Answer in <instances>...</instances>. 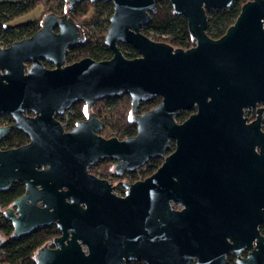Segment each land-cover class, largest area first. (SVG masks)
Wrapping results in <instances>:
<instances>
[{"label":"water","instance_id":"obj_1","mask_svg":"<svg viewBox=\"0 0 264 264\" xmlns=\"http://www.w3.org/2000/svg\"><path fill=\"white\" fill-rule=\"evenodd\" d=\"M81 1L66 0L69 7ZM88 1L112 4L104 37L109 60L65 65L67 50L83 39L68 7L61 17L45 12L35 34L0 48V114L14 121L0 128V139L11 129L29 139L0 150V193L16 182L25 186L3 211L12 237L55 225L59 236L35 252V264H224L229 253L238 256L236 264H264L258 231L264 220V106L257 107L264 104V0L243 4L217 40L206 34V12L237 0H168L194 41L186 51L141 33L158 0ZM119 44L138 57L126 59ZM124 95L136 127L131 138H103L93 113L67 133L53 119L76 103L91 108ZM157 97L156 107L138 113L140 104ZM192 109L185 121H175L176 113ZM248 110L255 119L246 124ZM171 141L175 151L165 156ZM155 158L163 159L159 168L123 184L124 197L88 174L103 160L114 161L120 175ZM244 246L250 250L245 259L239 257Z\"/></svg>","mask_w":264,"mask_h":264},{"label":"trees","instance_id":"obj_2","mask_svg":"<svg viewBox=\"0 0 264 264\" xmlns=\"http://www.w3.org/2000/svg\"><path fill=\"white\" fill-rule=\"evenodd\" d=\"M38 5H42L47 14L55 16L65 15L68 7L70 18L77 24L90 21L94 28V34L83 38L80 43L69 49L68 62L75 63L85 58L96 62L106 61L112 57V53L104 46V37L109 26V17L113 13L111 2L99 1L90 3L83 0L72 7L67 5L66 0H20L18 2L0 3V48H7L12 43L21 41L35 34L41 26V22H30L21 25L9 24L15 19L31 12ZM241 1L234 2L231 7L225 10H212L206 12L207 27L206 34L213 40L220 39L226 30L236 20L241 6ZM91 9V10H89ZM89 16L85 21H78L79 17ZM102 25V26H101ZM85 33V31H84ZM141 33L157 43H164L173 49L189 50L194 46V41L187 30L186 20L182 16L175 15L168 0H158L156 9L151 14L150 23L141 29ZM119 49L126 59H135L137 52L129 45L119 44ZM160 98L151 99L140 104L138 113H145L160 103ZM84 105L77 103L70 111L69 125H73L84 117ZM94 112L103 123L100 135L105 138H117L124 140L136 134V127L130 123V99L124 95L122 98L100 100L94 105ZM194 112V109L180 111L175 115V121L182 123ZM253 118V116H252ZM264 131V120L262 121ZM25 143V137L18 131L11 135L0 145L2 150L18 148ZM162 159L155 158L148 161V165L142 174L151 175L161 165ZM113 165L111 161L101 162L99 172L108 173ZM97 171V169L95 170ZM141 175V174H139ZM138 174H129V181L137 180ZM23 194V187L19 183L13 184L6 192L0 193V208L9 207L16 199ZM263 233L264 227L261 226ZM0 233L5 241L0 247V264H35L33 257L35 252L59 236L56 227H44L22 238H13L12 225L9 221L0 222ZM127 264H145L143 261H134Z\"/></svg>","mask_w":264,"mask_h":264},{"label":"flooded vegetation","instance_id":"obj_3","mask_svg":"<svg viewBox=\"0 0 264 264\" xmlns=\"http://www.w3.org/2000/svg\"><path fill=\"white\" fill-rule=\"evenodd\" d=\"M238 1H241L243 4H245L248 0H237V1H233L232 4H233L234 2H238ZM232 4L230 5V7L232 6ZM227 9H228V8H227ZM223 10H225V9H223ZM66 16H67V15H66ZM60 17H61V16H60ZM67 17H68V16H67ZM68 18H70V17H68ZM70 19H71V18H70ZM71 20H72V19H71ZM72 22H73L74 24H76L73 20H72ZM76 25H77V24H76ZM77 26L81 29V31H82V33H83V38H84V37H85V33H84L83 26H82V25H77ZM54 32L56 33L57 30L55 29ZM78 44H79V43H78ZM78 44H77V45H78ZM77 45H76V46H77ZM74 47H75V46H74ZM68 52H69V49L67 50V53H68ZM67 53H66V55H65V61H66ZM40 62H41L42 66H43L45 69H47V70H53V69H54V66H53L52 64L48 63V62L45 61V60H41ZM71 64H72V63H71ZM65 65H67V64H65ZM68 65H70V63H69ZM79 103H82V102H79ZM95 103H96V102H95ZM95 103L93 104V106H92L91 108H87L86 105H85L84 103H82V104L84 105V108H85V109H84V117H83L82 120L78 121L77 123H75V124H73V125H71V126L69 125V122H68V121H69V115H70V111H71V109L74 107L75 104H74L70 109L65 110L61 115L54 114V115H53V119H54L57 123H59V125L61 126L63 132H64V133H67V132L73 130L79 122H83V121L87 120L89 114H91V113L95 114V112H94V105H95ZM76 104H77V103H76ZM194 113H195V110H194V112H193L192 114H194ZM192 114H190V115H192ZM95 115H96V114H95ZM26 116L29 117V118H30V117H34V115H33L32 113H27ZM96 116H97V115H96ZM244 116H245V115H244ZM245 117H246V119H247L246 124H249L250 122H252V121L255 119V115H254L253 118H252L251 116H250V117H249V116H245ZM97 118L99 119L98 116H97ZM187 118H188V117H187ZM99 120H100V119H99ZM185 120H186V119H185ZM100 121H101V120H100ZM101 122H102V121H101ZM13 124H14V121H13V119H12L9 115H7V114H0V128H8V127L12 126ZM102 124H103V123H102ZM13 131H18V132H20L21 134L24 135V137H25V143H24L23 145H26V144L29 143V139H28V137H27L24 133H22V132L19 131V130L11 129V130H9V131H8V132H7V133H6V134L0 139V145H1V144H2V143H3V142H4V141H5V140L11 135V133H12ZM23 145H21V146H23ZM169 145H170V147H169V149H168L167 156L173 154L174 151H175V142H174V141H171V142L169 143ZM21 146H20V147H21ZM13 149H15V148H13ZM0 150H2V149L0 148ZM105 161H108V162L111 161V162H113L112 169H110V171H109L108 173H102V172H99L98 167L100 166V163H101V162H105ZM114 164H115V162L112 161V160H103V161H100V162L94 164L93 166L88 167V174L94 176L95 178H97V179H99V180L107 181L108 184L111 185L112 188H113L112 193H113L114 195H116L117 197H124V196H125V193L127 192V189L123 186V184H133V183H136V182H139V181H143V180H145L146 178H148L149 176L152 175V174H151V175L142 174V173H144L145 169H144V170H142V169H140V170H135V171H132V172L124 171V172H122V174L118 175V174H116V173L114 172V170H113V166H114ZM96 169H97V171H95ZM131 173H136V174H138V176H137V180L132 181V182L129 181L128 177H129V174H131ZM139 174H141V175H139ZM16 183H19V184L23 187V194H24V192H25V186H24V184L21 183V182H16ZM14 184H15V183H14ZM23 194H22V195H23ZM10 207H11V205H10L9 207H7V208H10ZM7 208H4V209L0 208V222H2V221H4V220L9 221V220H7L6 218L3 217V211H4L5 209H7ZM172 208H173L174 210H176V211L180 210V207H179V206H175L174 204H172ZM237 220H238V222H239L240 225H244V224H245V215H244V212H243V211H240V212L237 213ZM9 222H10V221H9ZM10 223H11V222H10ZM11 225H12V223H11ZM51 226H54V227H55V225H51ZM261 226L264 227V220H263V222H262L261 224L258 225V231H259V234H260L261 236L264 237V230H263V233H262V232H261V228H260ZM49 227H50V226H49ZM57 231H58V230H57ZM12 232H13V226H12ZM11 236H12V235H11ZM25 237H26V236H25ZM55 238H56V237H55ZM5 240H6V239H5L4 235H3L2 233H0V247H1V245L3 244V242H4ZM52 240H53V239H52ZM52 240H51V241H52ZM51 241L48 242L47 244H45L44 246L51 247V245H50ZM252 245H253V247H254V242L252 243ZM249 253H250V250H247L246 247L244 246L243 249H242V250L240 251V253H239V257L245 259ZM237 258H238V256L234 255L233 253H229V254H227V256H226V259H225V263H224V264H236Z\"/></svg>","mask_w":264,"mask_h":264},{"label":"rangeland","instance_id":"obj_4","mask_svg":"<svg viewBox=\"0 0 264 264\" xmlns=\"http://www.w3.org/2000/svg\"><path fill=\"white\" fill-rule=\"evenodd\" d=\"M18 1H20V0H0V3H3V2H18ZM89 10H91V9H89ZM45 12H47L44 8H43V6L42 5H38L34 10H32L31 12H29V13H27V14H25V15H23V16H21V17H19V18H17V19H15L13 22H11L9 25L10 26H13V25H21V24H26V23H30V22H37V21H40L41 20V17H42V15L45 13ZM67 15L68 16H70V12H69V10L67 9ZM89 18V16H85V17H79L78 18V21H85V20H87ZM41 22V21H40ZM80 25H82L83 26V29H84V31H85V36L86 35H88L89 37H91L93 34H94V28L95 27H93L92 26V24H91V22L90 21H87V23H86V25H84V23H80ZM102 26V25H101ZM85 38V37H84ZM69 53V52H68ZM68 53H67V55H68ZM65 64H69V62H68V59H67V56H66V61H65ZM123 97V96H122ZM122 97H120V98H122ZM264 106V104H258L257 105V107H263ZM244 115L245 116H253L254 117V115H255V111H253V110H248V111H245L244 112ZM263 120H264V116H263ZM262 120V121H263ZM169 147H170V145H168V149H169ZM168 149H167V151H166V153H165V156H167V153H168ZM162 161H163V159H162ZM147 165H148V163H146L143 167H141V168H139V169H137V170H140V169H142V170H144V169H146V167H147ZM99 168V167H98Z\"/></svg>","mask_w":264,"mask_h":264}]
</instances>
